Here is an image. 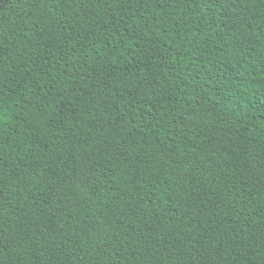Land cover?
<instances>
[{"label": "trees", "instance_id": "16d2710c", "mask_svg": "<svg viewBox=\"0 0 264 264\" xmlns=\"http://www.w3.org/2000/svg\"><path fill=\"white\" fill-rule=\"evenodd\" d=\"M0 264H264V0H0Z\"/></svg>", "mask_w": 264, "mask_h": 264}]
</instances>
